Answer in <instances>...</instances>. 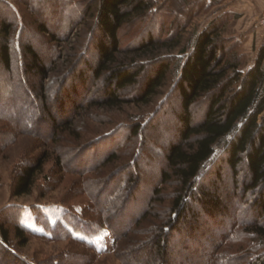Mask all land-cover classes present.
<instances>
[{
  "label": "rangeland",
  "instance_id": "1",
  "mask_svg": "<svg viewBox=\"0 0 264 264\" xmlns=\"http://www.w3.org/2000/svg\"><path fill=\"white\" fill-rule=\"evenodd\" d=\"M47 2H41V9L40 0H35V8L30 10L19 0H0V19L7 16L6 6H11L12 13L16 12L17 22L10 41L19 53V62L24 60L22 47L31 43L50 69L42 81L33 72L24 73L20 69L18 73L22 74L26 93L18 91L9 98L6 87L0 90V221L12 232L14 213L6 209L24 208L22 213L20 210V222L28 236L27 243L20 246L11 233L13 255L0 256V264H122V257L128 264H209L212 260L216 262L221 252H230L238 260L249 256L245 252H253L260 241L245 231L244 237L231 238L237 236L233 234L240 232L246 222L258 218L264 224V214L257 217L253 205L257 198L255 191L243 194L240 186L243 178L239 175L234 186V178L226 167L217 192L222 201L220 212L208 218L198 201L187 202L196 217L188 222L193 214L188 215L180 228L165 237L164 255H157L153 235L150 240L142 229L146 224L162 221L166 213L162 207L169 205L170 195L177 187L175 178L164 185L158 184L162 186L161 193L152 202L154 206L142 224L144 228L133 225V221L146 208L148 196L159 182L168 144L178 140L175 115L180 108L175 85L188 53H182L181 49L189 50L198 34L218 18L226 24L225 44L235 46L242 58L240 70H247L264 42V0H153V6L144 15L134 17L119 29L116 65L144 67L137 83L121 89L120 97L130 100L139 93L145 75L151 73L157 60L169 58L170 72L148 102H124L112 108L97 105L106 96L108 74L95 79L88 70L96 62L92 45L98 30L96 13H87V8L93 6L96 11L97 0H75L77 18L64 10L67 0H59L53 16L49 13L54 3ZM38 19L45 21L51 33L59 38L40 33L34 23ZM250 32L254 33L253 37L247 35ZM149 36L156 41L173 37L179 43L171 49L155 47L147 53H133L134 47ZM12 64L15 65L13 61ZM84 69L85 80L80 82L74 74ZM3 75L0 66V77L4 78ZM13 103L16 106L11 108L9 105ZM23 104L25 122L19 128L7 120L6 113L17 111ZM204 105L201 103L193 110L195 119L202 116ZM42 123L43 127L39 128ZM66 123L67 129L56 130L57 125ZM132 124L141 125L138 135L131 136L126 128ZM41 153H46L48 158L31 192L12 196L16 176ZM109 153L116 154L117 159L103 165ZM218 157L214 155L213 161L202 168L197 180L199 186L206 188L216 181L213 166L219 162L214 163ZM57 159L61 160V167ZM92 182L96 185L92 186ZM119 182H124L125 192L115 196ZM128 189L137 194L134 200L130 195L132 190ZM122 199L131 204L123 206ZM102 206L106 209L104 214ZM117 207L121 208L118 213ZM105 216L109 221L120 222L117 231L121 238L117 245L110 229L100 225ZM59 222L62 226L51 233L50 228ZM238 222L244 226L235 225ZM97 223L100 224L95 232H91ZM66 232L69 238H64ZM227 236L231 238L224 240ZM220 239L223 242L218 246ZM211 252L215 254L211 256Z\"/></svg>",
  "mask_w": 264,
  "mask_h": 264
},
{
  "label": "trees",
  "instance_id": "2",
  "mask_svg": "<svg viewBox=\"0 0 264 264\" xmlns=\"http://www.w3.org/2000/svg\"><path fill=\"white\" fill-rule=\"evenodd\" d=\"M45 1H48L49 4L54 3L53 10L49 13L50 16H53V11L59 8V0H40V3ZM19 2L27 4V8L30 10L35 8V0H19ZM2 4L6 6L5 3ZM152 6L153 0H97L94 6L96 11H94L93 6L87 8V13H96L95 21L98 36L94 38L92 45L96 58L95 65L92 68L87 66L86 69L92 71L95 79L104 73L108 74L106 96L97 103L98 106L112 108L120 106L124 102L146 103L164 84L170 72L171 60L169 58L159 59L153 64L151 73L145 75L139 93L135 94L132 99L124 100L119 93L121 89L136 84L141 71L144 69L142 66V68H137L132 64L116 65L117 54L120 51L119 29L134 17L144 15ZM8 7L6 6L7 13H5L7 16L3 15L0 19V66L4 73L3 76H5L4 78L0 77V90L1 87H6L9 98H12L16 92L19 93L18 91L26 93L25 86L21 83L22 74L18 73L20 69H24V73L25 71L33 72L41 81L48 77L50 69L43 64L31 43L24 44L22 47L24 60L20 61V64L17 57L19 53L10 41L17 16L15 11L11 12V6ZM39 7L43 9L42 3ZM76 7L75 0H67L64 10L70 13L73 18H77ZM61 13L63 14V11ZM34 23H36V28L40 33L51 34L50 38L52 39L57 40L59 38L56 34L51 33V29L42 19H38ZM225 25L224 21L218 18L210 21L198 34L189 50L181 49L182 53L186 51L188 53L184 58L175 85L180 108L179 114L175 115V119L178 121V140L168 144L164 154L165 165L159 173V182L149 194L146 208L141 210L138 214L139 218L133 221V225L138 224L139 228L147 221L151 207L154 206L152 202H155L156 196L161 193L162 186L160 185H164V183L175 178L177 187L170 195L172 200L169 205L162 207L166 211V215L164 214L163 219H161L162 223L146 224L145 228L142 226L144 228L142 231L145 230L143 232L145 236L150 239L153 235L157 255H164L165 237L171 235V231L180 228V224L189 218H187L188 215L193 214L188 222L193 221L192 219L196 217V213L187 202L198 201L200 209L202 211L204 209L209 216L208 218L220 212L219 208L222 201L217 192L220 190L224 167L233 176L234 184H232L234 186L237 185L236 178L239 175L243 178L240 185L243 194L255 191L257 198L253 205L258 212L257 217L264 214V42L252 66L242 71L240 70L242 58L235 46L225 44L223 36ZM175 39L171 37L156 41L149 36L146 41L134 47L132 52L147 53L155 47L171 49L179 43ZM12 61L15 65L12 64ZM86 69L75 72L76 80H80V82L85 80ZM201 103H205L202 116L195 119L193 110L197 109L196 106ZM24 105L15 112L6 113L7 120L17 124L19 128L23 127V122H25L22 117L26 112ZM9 106L14 108L16 105L13 103ZM52 123L55 126L54 121ZM68 126V123L61 126L57 125L56 130L67 129ZM41 127H43V123L39 125V128ZM126 128L131 132V136H135L140 133L141 125L133 126L132 124ZM216 154L219 155L214 163L219 162L213 166L216 181L203 188L197 182L198 177L202 168L210 164ZM47 158L46 153H41L23 167L12 185V196L18 197L31 192L35 179L42 172ZM116 159V154L109 153L102 163L106 165ZM56 161L61 167V160L57 159ZM123 183L119 182V187L114 192L115 196H118L117 193L124 194ZM94 185L96 183L92 182V186ZM130 195L132 200L137 197L133 190ZM121 202L123 206L131 204V202L127 204V201L123 199ZM7 208L9 209H6L7 212L14 213L11 219L12 221L15 219V224L11 232L6 226L7 224L0 221V256L13 255V252H10L12 249L10 246L11 233L20 246L25 245L28 239L27 230L20 222V215L24 208H12L11 206ZM101 208L104 214L106 209L103 206ZM118 209L121 208L117 207V213L119 212ZM35 215L37 216V214ZM105 218L106 216L103 218L104 223H97L91 232H95L99 224L105 225L113 234L114 245H117L121 238L117 231L120 222L114 223ZM242 224L235 223V225L244 226ZM58 226L60 228L62 224L59 222L55 227H51V233ZM166 226L167 229H165ZM238 231L240 232L233 234V236L237 235L234 238L227 236L224 240L226 238L239 239L244 237L245 232L249 233L260 241L253 247V252H245L250 253V255L243 260L236 259L230 252L219 254L216 252L219 259L214 263L212 260L209 264H264V251L262 250L264 248V224L257 218L253 222H246L244 228ZM69 236V233L66 232L64 238H69ZM222 240L220 239L218 246L222 245ZM213 253L211 252L210 255L212 256ZM121 259L122 264H128L123 257Z\"/></svg>",
  "mask_w": 264,
  "mask_h": 264
},
{
  "label": "crops",
  "instance_id": "3",
  "mask_svg": "<svg viewBox=\"0 0 264 264\" xmlns=\"http://www.w3.org/2000/svg\"><path fill=\"white\" fill-rule=\"evenodd\" d=\"M249 34H250V35H249ZM247 35H249L250 37H253L254 33H251V32H250V33H247ZM262 39H263V38L259 39V44H261ZM263 40H264V39H263ZM262 43H263V42H262Z\"/></svg>",
  "mask_w": 264,
  "mask_h": 264
},
{
  "label": "built area",
  "instance_id": "4",
  "mask_svg": "<svg viewBox=\"0 0 264 264\" xmlns=\"http://www.w3.org/2000/svg\"><path fill=\"white\" fill-rule=\"evenodd\" d=\"M263 23H264V20H263Z\"/></svg>",
  "mask_w": 264,
  "mask_h": 264
}]
</instances>
